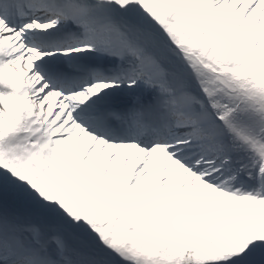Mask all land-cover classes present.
<instances>
[{"label":"snow or ice","instance_id":"obj_1","mask_svg":"<svg viewBox=\"0 0 264 264\" xmlns=\"http://www.w3.org/2000/svg\"><path fill=\"white\" fill-rule=\"evenodd\" d=\"M0 264H264V0H0Z\"/></svg>","mask_w":264,"mask_h":264}]
</instances>
